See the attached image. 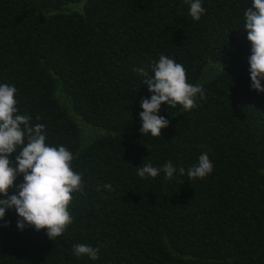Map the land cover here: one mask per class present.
<instances>
[{
  "label": "trees",
  "instance_id": "obj_1",
  "mask_svg": "<svg viewBox=\"0 0 264 264\" xmlns=\"http://www.w3.org/2000/svg\"><path fill=\"white\" fill-rule=\"evenodd\" d=\"M250 6L203 0L193 21L185 0H0V83L17 88L19 114L44 124L46 143L69 149L83 177L73 222L53 240L6 213L0 264H264V93L250 88ZM161 54L204 99L190 111L162 104L169 126L143 136L150 93L136 69L152 76ZM205 151L214 168L203 179L137 175L148 163L187 170ZM75 244L98 246L100 258H77Z\"/></svg>",
  "mask_w": 264,
  "mask_h": 264
},
{
  "label": "clouds",
  "instance_id": "obj_2",
  "mask_svg": "<svg viewBox=\"0 0 264 264\" xmlns=\"http://www.w3.org/2000/svg\"><path fill=\"white\" fill-rule=\"evenodd\" d=\"M189 5V15L199 21L206 13L203 0H185ZM247 40L251 44L248 57L250 88L264 93V0H251V6L244 12V27ZM136 71L147 77L150 98H145L140 107L141 134L161 137V130L169 126V121L158 113L161 105L175 108L182 106L190 111L197 106L196 100L204 99L202 84L187 82L184 66L174 59L161 54L151 65L152 76L143 69ZM17 88L0 83V226H4L5 216L14 209L17 229L33 227L36 231L46 230L49 239L61 236L73 222L69 211L73 193L83 191V177L73 170L74 154L63 145L52 146L47 141L44 124L30 123L31 117L19 114ZM214 165L205 151L187 170L177 169L171 162L162 167L151 163L136 167L140 178H156L161 172L171 180L177 172L189 179H203L210 175ZM23 182L15 185L17 177ZM15 192L9 195V189ZM103 187L112 190L111 184ZM99 190V189H98ZM73 253L77 258L87 256L96 261L100 258V248L87 244H75Z\"/></svg>",
  "mask_w": 264,
  "mask_h": 264
}]
</instances>
